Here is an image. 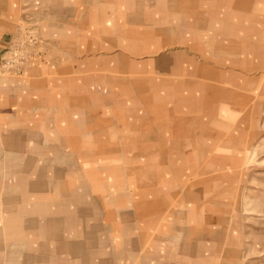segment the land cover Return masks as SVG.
<instances>
[{
	"label": "rangeland",
	"instance_id": "1",
	"mask_svg": "<svg viewBox=\"0 0 264 264\" xmlns=\"http://www.w3.org/2000/svg\"><path fill=\"white\" fill-rule=\"evenodd\" d=\"M0 264H264V0H0Z\"/></svg>",
	"mask_w": 264,
	"mask_h": 264
},
{
	"label": "crops",
	"instance_id": "2",
	"mask_svg": "<svg viewBox=\"0 0 264 264\" xmlns=\"http://www.w3.org/2000/svg\"><path fill=\"white\" fill-rule=\"evenodd\" d=\"M6 140H7V144H8V146L6 145V146L8 147V151H12V152H14V153L11 154L12 156H13V155H17V154H18V153H17V150H18V149H21L22 146H21L20 144H18V143H17V145H16V141H14L13 143H15L16 146L14 145L15 147H13V146H12V142L10 141L9 137L6 138ZM16 140L18 141V138H17Z\"/></svg>",
	"mask_w": 264,
	"mask_h": 264
},
{
	"label": "bare ground",
	"instance_id": "3",
	"mask_svg": "<svg viewBox=\"0 0 264 264\" xmlns=\"http://www.w3.org/2000/svg\"><path fill=\"white\" fill-rule=\"evenodd\" d=\"M195 78H196V77H195ZM209 86H211V84H210ZM212 87H213V86H212ZM206 88H207V87H206ZM208 89H209V88H208ZM211 89L213 90V88H211ZM212 90H211V91H212ZM183 104H185V103H183ZM185 105H186V104H185Z\"/></svg>",
	"mask_w": 264,
	"mask_h": 264
}]
</instances>
